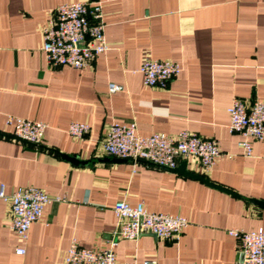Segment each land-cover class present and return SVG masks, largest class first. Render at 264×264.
I'll list each match as a JSON object with an SVG mask.
<instances>
[{
	"label": "crops",
	"instance_id": "obj_1",
	"mask_svg": "<svg viewBox=\"0 0 264 264\" xmlns=\"http://www.w3.org/2000/svg\"><path fill=\"white\" fill-rule=\"evenodd\" d=\"M71 1L80 0H0V185L62 199L44 206L24 241L0 199V264H63L73 239L106 246L120 199L188 225L177 240H119L118 263L237 264L228 230H264L256 202H264V141L251 140L245 155L227 109L235 98L264 101V0H91L101 4L108 49L81 69L50 67L42 28L52 8ZM146 57L178 63L179 74L166 88L145 86L138 69ZM110 83L122 90L109 91ZM9 116L46 123L40 144L13 139ZM72 121L90 133L71 137ZM113 122L134 123L141 135L189 130L216 139L222 153L205 170L185 161L201 178L132 163L102 148Z\"/></svg>",
	"mask_w": 264,
	"mask_h": 264
},
{
	"label": "built area",
	"instance_id": "obj_2",
	"mask_svg": "<svg viewBox=\"0 0 264 264\" xmlns=\"http://www.w3.org/2000/svg\"><path fill=\"white\" fill-rule=\"evenodd\" d=\"M102 7L99 1L80 0L64 2L51 9L42 28L41 51L50 67L70 66L77 69L87 67L95 57L108 49L104 33ZM139 72L147 87L166 88L179 74L178 63L146 57ZM122 90V86L110 83L109 91ZM229 113L228 131L239 133V146L247 156L252 154L251 140L264 141V101L245 102L233 99L227 109ZM13 123L12 138L38 145L43 139L46 123L24 117L9 116ZM91 131L86 122L72 121L68 133L75 139H84ZM102 148L107 155L129 160L132 163L148 162L162 168L173 169L186 160H193L203 170L210 168L221 155L218 141L202 137L189 130H180L174 135L152 133L141 135L134 123L113 122L109 125ZM0 199L10 205V228L21 240H26L31 225L40 219L44 206L51 201H61L51 197L35 186H20L9 193L0 185ZM113 211L115 226L106 246L88 248L74 239L66 250L63 264H136L118 263L115 247L122 239L137 240L143 234L177 240L188 220L181 215L148 211L142 202L130 205L126 200L115 202ZM235 239L240 259L237 264H264V230L259 228L244 231L239 228L228 230ZM24 248L16 253L22 254ZM143 264H155L154 260Z\"/></svg>",
	"mask_w": 264,
	"mask_h": 264
},
{
	"label": "water",
	"instance_id": "obj_3",
	"mask_svg": "<svg viewBox=\"0 0 264 264\" xmlns=\"http://www.w3.org/2000/svg\"><path fill=\"white\" fill-rule=\"evenodd\" d=\"M66 159L72 161V162H80L78 161L75 157H70V156H67V155H64ZM173 171H177L179 173H182L184 175H188V176H191V177H197V178H201L199 175L197 174H194L192 172H188L185 168V161H182L177 167L171 169ZM203 179V178H202ZM206 183L210 184L209 181H207L206 179H203ZM258 202L259 204H262L264 206V202H259V201H256Z\"/></svg>",
	"mask_w": 264,
	"mask_h": 264
}]
</instances>
